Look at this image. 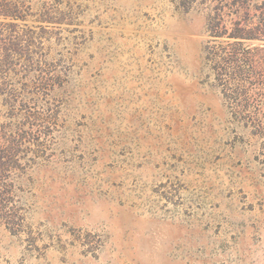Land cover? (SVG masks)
Here are the masks:
<instances>
[{
	"label": "rangeland",
	"instance_id": "374dc122",
	"mask_svg": "<svg viewBox=\"0 0 264 264\" xmlns=\"http://www.w3.org/2000/svg\"><path fill=\"white\" fill-rule=\"evenodd\" d=\"M0 264H264V0H0Z\"/></svg>",
	"mask_w": 264,
	"mask_h": 264
},
{
	"label": "trees",
	"instance_id": "16d2710c",
	"mask_svg": "<svg viewBox=\"0 0 264 264\" xmlns=\"http://www.w3.org/2000/svg\"><path fill=\"white\" fill-rule=\"evenodd\" d=\"M205 1V0H204ZM212 2H216L217 0H208ZM230 4H237L242 3V0H229ZM209 8V14L207 16V27L208 30H210L211 33H213V36H227L229 38H233V44L234 42H239V40H247V39H254L255 36L251 34V31H253V28L246 29L245 26L240 25V23H234L228 28L226 25H221V16L218 10L220 8L215 6H208Z\"/></svg>",
	"mask_w": 264,
	"mask_h": 264
}]
</instances>
